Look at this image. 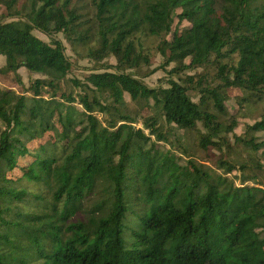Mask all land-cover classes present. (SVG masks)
<instances>
[{
    "label": "trees",
    "instance_id": "1",
    "mask_svg": "<svg viewBox=\"0 0 264 264\" xmlns=\"http://www.w3.org/2000/svg\"><path fill=\"white\" fill-rule=\"evenodd\" d=\"M175 19L190 24L173 30ZM59 33L91 62L84 77ZM149 50L171 74H216L149 87ZM0 55V78L23 87L0 88V264H264V177L244 174L264 151V113L234 143L237 122L221 119L226 88L264 100V0H0ZM22 67L40 75L27 87ZM165 123L223 151V172L160 149ZM238 144L249 162L230 159Z\"/></svg>",
    "mask_w": 264,
    "mask_h": 264
},
{
    "label": "rangeland",
    "instance_id": "2",
    "mask_svg": "<svg viewBox=\"0 0 264 264\" xmlns=\"http://www.w3.org/2000/svg\"><path fill=\"white\" fill-rule=\"evenodd\" d=\"M24 1L25 0H20V4H22ZM85 1H90V0H85ZM3 11L5 10L3 9ZM189 24L190 23L188 21L179 22L178 19H175V22L172 28L173 30L182 29L185 26H188ZM33 33L39 38H41L43 41L50 42V38L44 33L38 31L37 29H35ZM57 37L61 39L62 43L64 44L67 54L76 60L77 57L71 51V47L68 41L65 39L64 35L62 33H59L57 34ZM171 37H172V33L169 34L168 38H171ZM149 52L151 53L150 57L153 62V67L157 69L155 73L151 74L150 76L144 79L146 84L149 87H157L160 85L166 87L168 86L169 79L171 78L178 79L180 76H185L186 74L197 75L199 73H206L208 74L209 77H213V75L216 74L214 68H203V67H198L195 69H192V68L186 69L180 75L171 74L169 72L174 70V68L176 67L175 63H170L169 65H166L164 68H162V66L160 65H162L164 61L163 57L160 54H154V51L149 50ZM190 60H191L190 57H187L184 63L189 64ZM76 62H77L76 64L77 67H75L74 71L71 73L72 76L82 78L84 77L85 74L90 72L88 71L87 68H90L92 64L88 59L78 58ZM109 62L111 64H115L116 60L113 57H111L109 58ZM4 65H5V57L0 55V67ZM18 72L20 73L22 84H24V86L26 87L30 85V82L33 79L40 76L39 74L30 72L28 69L24 67H22ZM13 78H14L13 76L12 77L2 76L0 78V88L1 89H7V88L14 89L18 92L22 91L23 87L19 83H17V81H15ZM206 83L207 82H205V84ZM225 91L230 95V98L226 100L225 102L227 113L223 114L221 116V119L223 121L226 120L228 124H231V121H230L231 119H234L237 122L233 130L228 133L230 142L234 143L236 142V135H243L248 125H252L256 121L261 120V116L264 113V100L258 101L257 99L255 101H250L249 103H245V102L241 103L238 100V97L247 96L249 94L248 92L243 91L238 86H231L229 88H226ZM191 93L194 99L197 101L199 99V95H195V90H192ZM125 98L128 102H131V99L127 93L125 94ZM212 105H213V102L212 101L211 103L209 102V106L212 107ZM214 112L217 113V110H214ZM142 115L144 117H150L152 115V111L149 109L143 110ZM137 126L143 127L141 120L139 124H137ZM0 127L3 128V125L1 123H0ZM167 127L168 129H171L170 136H169L170 140L156 142L157 146L160 149L170 150L171 152H173L176 156L175 160L179 164L185 165L188 159L194 157L197 161H200L201 163H204L206 166L215 169L218 173L223 172L222 168L217 167L218 166L217 160L219 159V157L226 155L223 151L213 149V148L208 151L202 148L199 145V134L196 131H192V130L188 131L185 129L178 128L175 125H168L165 123L164 128H167ZM199 128L200 130L204 131L203 130L204 128L202 127L201 124H199ZM145 131L148 132V130L146 129ZM258 134H260L261 137L264 136L263 132H259ZM49 137L50 136L47 135L45 138L39 141H34L30 143L29 144L30 151L37 155L42 150V145L45 146V142ZM181 151H185L186 153L190 154V156H187V154H184ZM207 152L210 154V156H208ZM254 156H255V159L253 160V162L252 161L249 162L248 153L240 144H238L236 149L232 151V155L230 159H233L236 161L237 160L243 161V162L248 159L249 169L246 170L244 174L251 175V176L255 175V176L263 178L264 177V151L260 150ZM30 161H31V157H26L22 159L20 163L18 164L16 170H14L11 173V175L20 176L23 173V171L27 168ZM258 162H259V165L256 164ZM240 174H241V171L238 165L235 168V170H233L231 173L228 174V177L234 178L236 175H240ZM235 181L237 183L240 182L238 179H235ZM246 185L261 186L260 184H255L252 180L247 181Z\"/></svg>",
    "mask_w": 264,
    "mask_h": 264
}]
</instances>
